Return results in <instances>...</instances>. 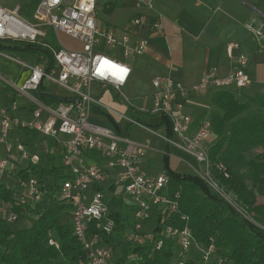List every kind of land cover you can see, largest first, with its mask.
I'll list each match as a JSON object with an SVG mask.
<instances>
[{
  "label": "built area",
  "instance_id": "built-area-1",
  "mask_svg": "<svg viewBox=\"0 0 264 264\" xmlns=\"http://www.w3.org/2000/svg\"><path fill=\"white\" fill-rule=\"evenodd\" d=\"M98 1L41 0L35 10V23L22 19L18 7L10 11L0 5V41L40 44L42 42L38 38L46 36L44 26H51L56 33L64 32L82 43L81 49L62 46L53 53L47 68L20 61L29 69V74L16 88L30 98L34 106L31 110L32 117L28 120L17 115L19 108L17 101L1 111L0 143L4 152L0 157V180L4 175L15 174L19 170L20 162L38 164L41 160V155L32 152L25 142L12 140L10 133L13 129L26 128L56 140L59 134L66 135L68 138L61 141L63 144L61 162L65 166V173L71 176L61 181L58 195L60 200L72 206L73 232L86 252L85 264H118L115 261L114 249L104 242L103 235L113 233L116 228L111 199L102 187L109 180V169L119 170V183H124L122 195L130 199L128 208L132 212L133 226L125 232L126 239L130 242L151 239V235L142 233L145 231L143 223L151 219L154 209L161 208L166 217L177 212L180 195L177 192L174 197L169 196L170 178L166 171L155 177H147L144 174L141 145L90 119L94 108L113 110L93 93L94 84L111 86L122 100L130 102L122 87L131 76L132 67L126 61L107 54L106 51L118 47L122 49L126 58H134L142 55L149 45L148 38L142 36L139 31L146 24L145 14H136L130 19L131 27L118 32L112 27L97 25ZM152 2L153 0H137L136 7L140 9L146 5L153 8ZM164 21V14L157 11L152 24L154 30L161 32L164 29ZM245 26L264 50V24L248 22ZM235 45L228 46L229 55H232V48ZM244 59V56L240 57L241 61ZM119 68L128 69L123 79H120ZM44 79L66 88L72 97L57 105L40 102L32 93L40 89ZM250 83L251 78L243 69H237L224 76L215 70H209L199 81L191 85L176 81L170 74L157 75L152 79L156 89L153 107L146 112L161 114L170 119L173 134H163V139L168 145L183 151L195 161L194 174L198 175L213 192L233 205L245 218L252 220L246 208L238 204L216 174L215 168L219 173L229 176L224 165L221 163L214 165L210 160L208 141L213 133L210 119H203L196 132L190 135L192 116L177 111L178 99L203 95L213 89L242 88ZM126 119L129 123L143 125L134 117L126 116ZM87 152L100 153L106 161V167H99L96 164L82 166L81 161ZM13 153L18 155L17 162L12 160ZM17 183L25 189L17 195L19 201L41 200L43 192L37 178L31 177L26 182L19 179ZM92 185L97 188L92 189ZM16 218V214L12 212L7 217L9 221ZM182 219L188 221V216L183 215ZM163 234L178 241L177 264H189L192 251L200 254L202 264H213V261L217 264H233L215 257L214 244L206 246L198 242L188 223L183 228L166 225ZM49 243L58 247L53 238H50ZM161 245L162 240H159L157 248ZM137 257L131 253L121 264H132Z\"/></svg>",
  "mask_w": 264,
  "mask_h": 264
},
{
  "label": "trees",
  "instance_id": "trees-1",
  "mask_svg": "<svg viewBox=\"0 0 264 264\" xmlns=\"http://www.w3.org/2000/svg\"><path fill=\"white\" fill-rule=\"evenodd\" d=\"M0 46L45 50L37 43L4 46L0 41ZM46 52L52 58L49 50ZM234 92L229 89L212 92V102L223 113L210 114L215 138L209 144L208 152L214 165H224L229 176L215 168L216 174L229 191L237 194L252 220L213 192L198 175L173 170L168 157H165L164 169L170 178L168 193L171 197L179 193V210L166 217L161 208L154 209L150 219L153 220L151 232H142L150 234L151 239L144 238L141 242L126 239L125 232L133 226L131 214L113 210L115 231L103 235L104 242L114 249L116 263H123L129 254L134 253L138 257L132 264H177L178 241L163 234V230L166 225L183 228L188 223L198 242L206 246L214 244L215 257L233 264H264V201L260 200L264 198V93L258 92L240 101ZM157 116L155 123L138 121L153 130L163 127L166 135H172L170 119L161 114ZM127 124L125 128L118 126L116 132L129 136L132 123ZM28 132V141L38 135L36 131ZM46 139L48 164L43 163L42 153L38 150L40 162L26 163L13 175L16 186L2 181L3 177L0 180V201L8 204V210L17 216L14 221L0 216V264L86 262V252L73 232L72 206L60 200L58 195L61 181L71 175L65 173L61 154L56 156L54 152V139L47 136ZM257 150L260 151L254 154ZM31 177L44 181V195L38 202L30 199L21 202L17 195L23 191L17 187V181ZM44 177L46 180L49 177L47 182ZM109 190L114 192V187L110 186ZM116 200L115 197L112 199L113 202ZM27 213L34 216L26 225L22 220ZM183 215L188 216V221L182 219ZM50 238L55 239L58 247L49 243ZM159 240H162V245L157 248ZM191 257L189 264L203 263L199 253L192 251ZM213 264H217L216 261Z\"/></svg>",
  "mask_w": 264,
  "mask_h": 264
},
{
  "label": "crops",
  "instance_id": "crops-1",
  "mask_svg": "<svg viewBox=\"0 0 264 264\" xmlns=\"http://www.w3.org/2000/svg\"><path fill=\"white\" fill-rule=\"evenodd\" d=\"M136 1L133 0V3L127 6L130 9L128 18L120 14L116 19L118 23L115 24L116 26L120 25V27L113 26L112 28L118 32L129 29L131 27L129 22L132 17L138 13L145 14L147 17L146 24L139 31L142 36L149 40L147 50L134 59L126 58L122 49L118 47L110 48L106 52L126 61L132 67L131 76L127 84L122 87V90L123 92L124 88L134 90L137 85H140L142 91L139 93L137 100L141 101L139 104L141 106L134 104L132 98L135 97L130 96L128 93L124 92L130 99L129 103L122 100L111 86H103L100 83L94 84L100 92L95 95L102 103L113 110L94 108L90 118L91 121L110 127L115 131L118 126L125 128L128 125L127 123L129 122L126 116L151 123L157 122L158 116L149 114L146 111L153 107L154 93L156 92L152 79L161 74H170L176 81L191 85L199 81L209 70H215L224 76L237 69H243L251 78L250 85L242 88L232 87L229 90H234L235 96L240 101H245L248 96H254L258 92L264 93V50L260 48L257 38L245 26L248 22H254L257 25L264 24V0H153V8L143 5L140 9L136 7ZM99 2L100 0L96 5V9ZM114 6L117 5H110L111 8L105 7V10L112 13ZM122 7H126V5L123 3ZM157 11H161L165 16L164 29L161 32L155 31L152 26ZM34 20L35 18L32 17L29 21L35 23L36 20ZM97 25L100 27L110 26L109 24L99 25L98 22ZM44 30L46 31V36L51 31L54 36L56 34L59 40L58 33L53 27L44 26ZM1 43L4 46H9L13 43L29 44L3 41ZM42 43L40 45L45 50H39L40 52L0 46V114L3 108L17 101L19 107L17 115L25 120L32 117L33 102L16 88L24 82L29 74V69L21 63L22 61L15 54L20 51H26L27 54L32 55L31 60L27 61V64H37L47 68L51 57L46 50H49L53 55L62 46L59 49H53L45 42L42 41ZM230 44H236L232 48V55L228 54V46ZM241 56L245 57L243 61L240 60ZM145 76H148V81L144 80ZM71 81L73 82L74 79H71ZM52 84L57 83L44 79L40 89L34 91L32 95L47 105H57L72 97L69 90L58 84L62 91L53 92L50 89ZM214 90L203 95H191L185 99L177 100V111L192 116L190 135L196 132L203 119H210L212 112L223 113V110L212 102L211 95ZM43 115L46 114L43 113ZM136 126L141 129L140 133L148 135L147 138L133 139L131 133L134 128L132 127L127 137L142 146L143 172L147 177H155L165 171L163 168L165 167V157H168L169 166L173 170L181 173H194L195 161L183 151L168 145L162 137L165 133L163 127L153 130L143 125ZM28 131L29 129L26 128H15L11 131L10 136L12 140L26 142L32 152L39 153V146H41L39 144V136L46 140L47 146L46 136L38 133L37 137L32 141H28ZM67 138L64 134L58 135V141L53 138L54 146L58 145L61 148L60 154H62L63 149L61 141ZM214 138L215 134L212 133L208 146ZM3 152V145L0 143V157ZM12 160L17 162V153H13ZM20 163L19 168L25 165V162ZM90 164L106 167L105 159L97 152H87L84 155L81 165ZM161 166H163L162 169ZM109 173V180L102 187L107 191V195L111 199L113 210L131 214L132 216L130 208L126 207L128 204L121 203L119 200L120 195L124 192V183H119V170L109 169ZM13 175L7 174L6 179L3 178L2 181L9 185L14 184ZM92 186V189L96 187L95 185ZM110 186L114 187V192L109 190ZM114 197L117 198L116 202L112 201ZM151 222H145V227L151 229L149 227L153 225Z\"/></svg>",
  "mask_w": 264,
  "mask_h": 264
},
{
  "label": "rangeland",
  "instance_id": "rangeland-1",
  "mask_svg": "<svg viewBox=\"0 0 264 264\" xmlns=\"http://www.w3.org/2000/svg\"><path fill=\"white\" fill-rule=\"evenodd\" d=\"M40 1L41 0H0V5H2L5 9L10 10V11L19 7V12H18L19 16L22 19L30 22L29 20L32 19V17H34L35 10H36L38 4L40 3ZM123 3L126 5V7H122ZM132 3H133V0H100L99 4L97 6V9H96L98 24L99 25H106V24L108 25L109 24L110 25L109 27L116 26L115 24L118 23L116 21V19H117V17H119L120 14L128 18V15L130 13V9H128L127 6L131 5ZM110 5H117V6H114L112 13L105 10V7H109ZM116 27H120V25L116 26ZM58 37H59V40L56 37V34L54 36L53 33H51V31H50L48 36L39 37L38 39L40 42L43 41L46 44H48L49 46H51L53 49H59L61 46H66V47L75 48V49H81V47H82L81 41L65 34L64 32L59 31ZM3 42H12V40H4ZM116 51L119 52L118 49H116ZM15 55L24 63H27V61L29 62L32 58L31 57L32 55H30L29 53L27 54L26 51H20V52L16 53ZM134 58H131V59H134ZM147 77L148 76H145V79H144L145 81H148L149 78H147ZM50 89L53 92L62 91L57 84H52L50 86ZM222 89H224V88H222ZM141 91H142V87L140 85H137L134 90H128V89L124 88L125 93H128L132 97H135V98H132L133 103L138 105V106H141V105H139L141 101L137 100V97H139V93H141ZM93 92H94V94L100 93L98 88L95 85L93 86ZM141 114L144 115L143 113H141ZM131 127L134 128L132 133H131V137L133 139H137V138L146 139L147 138L148 135L146 133H140L141 129H139V126L132 124ZM39 140H40L39 144L41 145V146H39L40 147L39 151L42 153L43 163L46 165V164H48V155H47V146H46L47 142L44 138H42V136H39ZM60 150H61L60 146H58V145L55 146L54 152H55L56 156H59ZM259 151L260 150H257V151H254L253 153L255 154ZM174 164L176 165L175 162H174ZM162 167L163 166H161V169H162ZM3 178L6 179V175H4ZM3 178H2V180H3ZM48 178L49 177H47V180H48ZM19 179H21V181H25V182L27 181V179H24V178L23 179L19 178ZM40 179L37 178L38 182H40V187H41V191L43 192V194H42V197H43L46 187H44V181L41 180L42 181L41 182ZM43 180H46V178L44 177ZM47 180L45 182H47ZM15 185H16L15 182H14V184H11V186H15ZM17 187H19V185H17ZM24 190L25 189L22 187L23 192H24ZM230 192L232 193V195L234 196V198L238 202V204L243 205V202L238 198L237 194L233 190H230ZM42 197H41V199H42ZM119 198H120L119 200L121 203H127L128 205H130V199H128V197L126 195H120ZM260 200L264 201V198L261 197ZM30 201L35 202L34 200H30ZM115 206L117 207V205H115ZM8 209H10V206L8 204H5V203L0 201V216L8 217L10 214V210H8ZM33 216L34 215L31 213H27L26 217L22 220L23 224H26V225L29 224L30 219H32ZM132 217L133 216H131L130 218L133 219ZM148 222H151V224H152L153 220H148ZM146 223L144 222L143 224L146 225ZM145 225H143V229L145 230L144 233H147V232L150 233L151 232L150 229L148 227H145Z\"/></svg>",
  "mask_w": 264,
  "mask_h": 264
},
{
  "label": "snow or ice",
  "instance_id": "snow-or-ice-1",
  "mask_svg": "<svg viewBox=\"0 0 264 264\" xmlns=\"http://www.w3.org/2000/svg\"><path fill=\"white\" fill-rule=\"evenodd\" d=\"M128 72V69L126 68H119V73H120V79L124 78V74Z\"/></svg>",
  "mask_w": 264,
  "mask_h": 264
}]
</instances>
